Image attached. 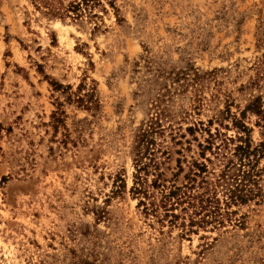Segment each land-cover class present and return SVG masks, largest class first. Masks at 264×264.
Instances as JSON below:
<instances>
[{
    "label": "rangeland",
    "instance_id": "1",
    "mask_svg": "<svg viewBox=\"0 0 264 264\" xmlns=\"http://www.w3.org/2000/svg\"><path fill=\"white\" fill-rule=\"evenodd\" d=\"M256 98L264 0H0V264H264V196L187 231L132 191L258 144Z\"/></svg>",
    "mask_w": 264,
    "mask_h": 264
},
{
    "label": "trees",
    "instance_id": "2",
    "mask_svg": "<svg viewBox=\"0 0 264 264\" xmlns=\"http://www.w3.org/2000/svg\"><path fill=\"white\" fill-rule=\"evenodd\" d=\"M53 10V9H51ZM55 13V12H54ZM261 100L256 98L249 108L255 110L262 119L263 139L256 145L249 137V129L243 123L236 122L242 126L246 132L237 136V143L228 152L222 154L225 159H221L224 165L217 173L213 168L209 170L204 162H195L193 168L184 175V182L177 184L175 180L158 179L162 176L159 173L151 184L147 183L146 175L149 174L148 163L139 165L141 158L137 160L136 180L132 186V191L140 197L139 204L144 205L145 211L154 214L160 208L164 211L163 217L169 218V222L177 223L187 231H194V226L203 227L207 224L216 226L223 225L227 220L232 219L235 210L233 205L245 204L254 199H261L264 196V107L261 108ZM144 132L141 133L144 141ZM207 137L208 145L204 147L212 149L214 140L219 137L227 146L228 142L234 141V137H227L226 134L217 130L215 133L209 131ZM218 148V145H216ZM218 154L217 151H215ZM212 162L210 158H206ZM263 160V163H261ZM144 170V174L141 173ZM182 166L179 167L181 172ZM213 175V179H210ZM198 178V179H197ZM167 181H171L167 184ZM160 189V199H154L147 203L145 199L152 197L150 187ZM179 223V222H178ZM196 230V229H195Z\"/></svg>",
    "mask_w": 264,
    "mask_h": 264
}]
</instances>
